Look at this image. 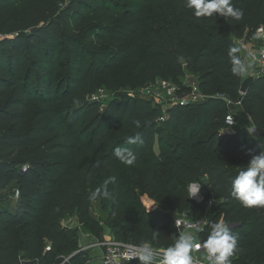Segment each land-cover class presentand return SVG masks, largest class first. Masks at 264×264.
Returning <instances> with one entry per match:
<instances>
[{
	"label": "trees",
	"instance_id": "trees-1",
	"mask_svg": "<svg viewBox=\"0 0 264 264\" xmlns=\"http://www.w3.org/2000/svg\"><path fill=\"white\" fill-rule=\"evenodd\" d=\"M185 2L0 0V191L15 183L18 192L15 210L0 208V264H58L68 255L70 264L88 263L78 233L63 224L78 206L82 217L89 211L90 175L77 170L82 148L94 157L100 179L115 177L109 218L116 239L166 249L182 234L170 212L201 219L211 195L217 206L197 240L207 238L217 219L231 217L238 235L232 264H264V206L245 207L231 195L232 178L261 145L247 127L224 131L229 106L219 97L227 93L239 102L264 136V74L241 94L243 75L233 74L228 54L264 25V0H232L243 10L240 20L196 17ZM237 56L244 61L241 51ZM187 72L207 99L175 105L164 120L162 106L140 95L114 98L103 111L88 98L135 79L180 85ZM137 133L142 142L128 144ZM157 136L160 153L153 147ZM117 147L134 151L135 168L125 170L141 180L120 173ZM205 177L209 186H202L199 202L189 185ZM135 187L152 188L170 212L148 210ZM85 225L102 232L92 218ZM152 230L159 232L155 241Z\"/></svg>",
	"mask_w": 264,
	"mask_h": 264
},
{
	"label": "clouds",
	"instance_id": "clouds-1",
	"mask_svg": "<svg viewBox=\"0 0 264 264\" xmlns=\"http://www.w3.org/2000/svg\"><path fill=\"white\" fill-rule=\"evenodd\" d=\"M185 7L193 10L196 17H212L219 14L222 17L240 20L243 18V10L236 9L232 0H186ZM241 49L237 46L230 47L229 57L232 61V72L234 75H244L251 63L242 61L237 53ZM136 126L140 122L136 121ZM252 133L255 129L251 130ZM142 142L139 133L127 138L128 144H138ZM261 150L258 154L251 153V159L247 166L242 168L231 180V195L239 200L245 207L264 206V141L261 142ZM115 157L123 164L131 166L137 156L130 148L117 147L114 150ZM107 183H115V177H110ZM200 188L193 184L189 189L190 197L195 196ZM103 195L109 197L111 193L105 187L103 190L97 188L90 194L91 200ZM202 231V229H197ZM159 236L158 231L152 230V241ZM238 235L230 230L229 225L220 219L211 224V230L206 239L198 242L192 232L179 235L174 244L168 246L162 253H157L151 243L142 242L137 248V255L141 264H194V254L201 253L207 264H232L231 257L237 250ZM159 257V258H158Z\"/></svg>",
	"mask_w": 264,
	"mask_h": 264
},
{
	"label": "rangeland",
	"instance_id": "rangeland-1",
	"mask_svg": "<svg viewBox=\"0 0 264 264\" xmlns=\"http://www.w3.org/2000/svg\"><path fill=\"white\" fill-rule=\"evenodd\" d=\"M245 58L243 57V60ZM252 68H250L253 71H257L259 66L255 63V65L251 64ZM245 76V75H244ZM243 76V77H244ZM258 76V75H257ZM245 79V77H244ZM182 84H180L181 91L186 90H192V86L195 84H198V78L195 74L191 72H187L184 77L181 78ZM159 82L160 79H158L154 83H150L148 85H144L140 83L137 79H135L130 85L127 86H121L118 89L113 88H106L102 87L96 91V93L90 95L88 98L91 100H99L102 104V111L106 108L108 103L114 99V98H121L125 99L126 97L133 96V95H140L143 97L148 98L153 103H159L162 106V117L166 119L169 116L168 110L173 108L175 106L172 104V101L165 95L164 90L159 89ZM221 98H228L230 99V96L227 93L220 94ZM231 104L229 105V111L233 112L237 123L233 127L226 128L225 132H235L238 128L246 127V119L247 115L243 113L240 109L241 105L237 101L231 100ZM201 103V102H200ZM160 120L161 117H160ZM248 130V129H247ZM249 131V130H248ZM173 132H177V130H173ZM259 132V131H258ZM249 133L252 135V133L249 131ZM260 133V132H259ZM178 134V133H176ZM261 134V133H260ZM253 136V135H252ZM255 138V137H254ZM155 150L160 153V141L159 136L156 137V141L154 143ZM89 149L82 148L80 150L81 158L79 162L77 163V170L81 172L82 174H89V194H91L93 191H95L97 188H100L103 190L105 187H107V190L111 193L109 197H104L103 195L97 197L96 200H90L89 202V211L86 217H82L80 214L79 206L69 215H67L63 219V224L66 226H69L70 228H73L78 233V243H79V249L85 250L84 247L89 243V240H95L96 238L99 240L103 239H109V238H115L114 236V229L111 223V220L109 218V213L112 208V200H116L114 197L115 192V183H107V176H104V178L100 179L98 176V173L96 170L93 169L95 159L93 156L89 155ZM125 164L122 163V166L120 167V173H123L126 175L127 178L130 179L131 182H136L141 180L139 176L135 175L132 171H126L125 170ZM132 168H135V164L131 165ZM138 166H136V169ZM141 175V174H140ZM197 185L201 191L202 184L201 180L197 183H194ZM189 185V189L191 187ZM134 191L140 199L143 201L144 205L147 207L148 210H154L159 212H170L168 211L167 207L161 203V201L153 199L152 188H148V193H142L140 192L138 187L134 188ZM17 185L15 183H12L7 189L0 191V208H12V210H15L17 207ZM198 194L193 196L192 198H197ZM196 200V199H195ZM203 201V199H200L199 202ZM205 204V212L202 216L203 219H209L210 215L212 216L213 209L217 206V201L213 200V198L210 195V198L204 202ZM170 214L174 218H178V214L175 212H170ZM92 218L96 220L100 227L102 228V232L100 235H97V233H94L92 230L86 227L85 225V219L86 218ZM223 219L229 226L236 224L235 222L231 221V217L228 219L225 218V216L220 217L216 221ZM188 232V231H186ZM94 237V238H93ZM85 242V245L82 244ZM88 254V253H87ZM88 259H91V256L88 254ZM86 264H93L88 261Z\"/></svg>",
	"mask_w": 264,
	"mask_h": 264
},
{
	"label": "built area",
	"instance_id": "built-area-1",
	"mask_svg": "<svg viewBox=\"0 0 264 264\" xmlns=\"http://www.w3.org/2000/svg\"><path fill=\"white\" fill-rule=\"evenodd\" d=\"M260 40L261 44L257 49H250L246 45H244L245 52L244 58L248 59L251 64L255 65V63L259 66L258 68V76L264 74V25L260 26L256 32L253 34L251 40ZM243 40L238 41V45H241ZM159 89L164 90L165 95L172 101L174 105L186 106L189 104H196L203 102L207 99L206 95H204L199 88V84H195L192 86V90L181 91L180 85L172 80H160ZM242 94V93H241ZM227 102L228 106L231 104V99L224 98ZM164 120V116L161 117ZM225 123L227 127H233L237 121L233 114V112L229 111L225 116ZM27 166L23 167V171H26ZM18 199V195L16 196ZM215 200V199H213ZM178 214V218L175 219L176 226L181 231V233L192 232L194 235L198 236L200 232H202L206 225L208 224L209 219H192L189 217L187 212ZM197 229H202V231H197ZM198 241V240H197ZM199 242V241H198ZM139 245H136L131 240L123 241L118 240L116 238L109 239H95L92 240L85 248L90 256L94 249H98L101 251L99 256L101 264H127V262L131 260H139L137 255V248ZM52 248L51 244L48 243L46 246V251H50ZM153 249L157 253H162L164 249L154 248ZM204 249L201 247L200 253L194 254V264H207V262L203 259L201 253H203ZM74 255V254H73ZM61 261L58 264H70L72 255L68 256H60ZM159 258V257H158ZM92 263V257L88 260Z\"/></svg>",
	"mask_w": 264,
	"mask_h": 264
},
{
	"label": "crops",
	"instance_id": "crops-1",
	"mask_svg": "<svg viewBox=\"0 0 264 264\" xmlns=\"http://www.w3.org/2000/svg\"><path fill=\"white\" fill-rule=\"evenodd\" d=\"M260 44H261V42H260V40H256V39H254V40H243V42H242V44L241 45H239V48L241 49V53H242V56L244 57V52H245V48H244V45H246L247 47H249L250 49H257V48H259V46H260ZM249 60L248 59H244V62L245 63H250V62H248ZM252 68V67H251ZM245 75V76H244ZM243 76L245 77V78H247L248 76H251V75H254V76H257L258 75V71H253V70H251L250 68H249V70L247 71V73L246 74H244ZM244 77H243V79H244ZM240 109H241V111L243 112V113H245V111L243 110V108H242V106L240 107ZM246 114V113H245ZM247 115V114H246ZM247 121L245 122L246 124V127H247V129L252 133V129H255V132L254 133H252V135H253V137H255V139L260 143V145H261V142L262 141H264V136H262L259 132H258V129L256 128V126H255V124L251 121V119H250V117L247 115V119H246ZM201 184L202 185H206V186H209V181H208V179L205 177V178H202L201 179ZM18 193V192H17ZM198 195V197L197 198H195L197 201H200V199H203L202 198V196H201V193H197ZM196 236V235H195ZM94 238V237H93ZM196 238H197V236H196ZM89 243H91V240H89ZM88 243V244H89ZM82 244H84L85 245V242L84 243H82ZM87 244V245H88ZM86 245V246H87ZM100 254H101V251L100 250H98V249H94L93 251H92V253H91V257H92V261H93V264H101L100 263V258H99V256H100Z\"/></svg>",
	"mask_w": 264,
	"mask_h": 264
},
{
	"label": "water",
	"instance_id": "water-1",
	"mask_svg": "<svg viewBox=\"0 0 264 264\" xmlns=\"http://www.w3.org/2000/svg\"><path fill=\"white\" fill-rule=\"evenodd\" d=\"M258 77L259 76L251 75L245 78L241 84L240 92L245 94Z\"/></svg>",
	"mask_w": 264,
	"mask_h": 264
}]
</instances>
